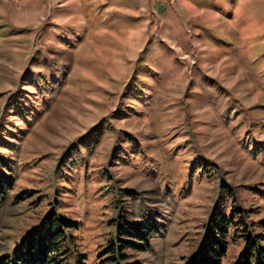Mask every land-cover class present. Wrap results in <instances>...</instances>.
<instances>
[{"label": "rangeland", "instance_id": "374dc122", "mask_svg": "<svg viewBox=\"0 0 264 264\" xmlns=\"http://www.w3.org/2000/svg\"><path fill=\"white\" fill-rule=\"evenodd\" d=\"M0 169V264L50 212L63 264L124 222L159 233L113 264H189L215 211L233 264L264 235V0H0Z\"/></svg>", "mask_w": 264, "mask_h": 264}, {"label": "trees", "instance_id": "16d2710c", "mask_svg": "<svg viewBox=\"0 0 264 264\" xmlns=\"http://www.w3.org/2000/svg\"><path fill=\"white\" fill-rule=\"evenodd\" d=\"M12 182L13 177L0 169V198H3L11 189ZM234 217L233 215L225 216L216 211L213 213L198 253L189 264H223L228 247L229 230H239L237 228L241 226L239 221H234ZM75 227L76 224L72 221L50 212L27 237L20 241L11 256V263L63 264L57 256L59 252H65V231ZM261 227L264 228V224ZM243 232L244 235L240 236L244 240V247L233 264H264V235H251L245 228ZM157 233H159L158 223L124 222L122 227L117 228V244H110L104 249V261L109 264L122 262L125 258L121 254L122 250H147L150 238ZM3 264H8V258ZM78 264L84 263L80 260Z\"/></svg>", "mask_w": 264, "mask_h": 264}]
</instances>
